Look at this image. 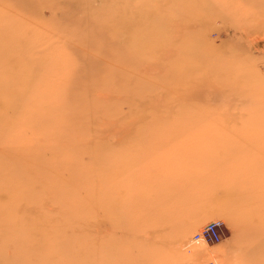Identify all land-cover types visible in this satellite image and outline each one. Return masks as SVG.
Returning <instances> with one entry per match:
<instances>
[{
    "label": "rangeland",
    "instance_id": "rangeland-1",
    "mask_svg": "<svg viewBox=\"0 0 264 264\" xmlns=\"http://www.w3.org/2000/svg\"><path fill=\"white\" fill-rule=\"evenodd\" d=\"M183 2L213 19L167 57L180 10L167 0H0V223L24 229L0 226V264H264V7ZM93 48L102 65L81 78L83 99L67 81ZM69 105L85 114L47 110ZM126 191L132 213L110 227L107 205ZM213 219L221 241L190 244ZM43 235L58 243L39 250Z\"/></svg>",
    "mask_w": 264,
    "mask_h": 264
},
{
    "label": "bare ground",
    "instance_id": "bare-ground-1",
    "mask_svg": "<svg viewBox=\"0 0 264 264\" xmlns=\"http://www.w3.org/2000/svg\"><path fill=\"white\" fill-rule=\"evenodd\" d=\"M230 1H232V0H230ZM233 2H234L233 10H241L242 6L245 7V4L250 5L252 7L253 6L254 7L255 6H258V7L263 6L264 7V0H233ZM223 3H225V2H223ZM167 4H168L169 9L175 8L176 5H177L176 8L180 9L179 10V18L174 19L173 17H171V18L168 17V20H170V21L167 22V24H165V27L167 28V36H166L167 43H165V45L163 46V51H164V54L168 57V56H174L178 52L183 51V49H184L183 46L185 45V41H187V40H185V38H188V42H190V40H192L194 38L193 35L190 34L191 33V29L193 28V26H191V25L193 23H199V22L202 23L203 21H207V19L209 21L210 20L209 18L213 17V13L211 15H207V14L204 13L209 8L206 4H204V6H202L200 8L199 7L189 8V6L185 7V4H184L183 0H170V1L167 0ZM203 8H205L206 10H203ZM17 9H18V11H20L19 6L17 7ZM219 12H221V11H219ZM1 18H2V16H0V19ZM110 19H113V17L110 18ZM93 20H95L94 17H90V18H85L83 21L84 22L86 21V24H91L93 22ZM11 21H14V19L13 18L12 19L9 18V19L6 20L7 28H9L8 31L10 32V30H11V32L16 35L15 39L17 41H19L20 43H22V45H24L23 44L24 40H20V37H19L20 33L23 32V25H20V27H16V24L12 23ZM96 24H98L100 26L102 25L101 22L96 23ZM24 27L27 28L25 25H24ZM208 29H209L208 25H206L205 27H203L201 29V32H202V34L205 35V37H206V33H207ZM6 36L7 35H5L3 33H0V38L2 39V41H4L3 39H5ZM194 36H195V34H194ZM202 37H204V36L202 35ZM22 38H25V36H22ZM97 48H103V47L101 45L100 47H97ZM95 50H96V48H93V49H90V50L86 51L84 54H80V56L78 57L79 61H80L79 62V67L77 68V70L73 71L74 73L70 72V75L72 76L71 77L72 79L67 81V83L71 84L69 86V89L72 90L73 86L77 87L79 89V94L81 95V97L83 99L86 98L89 95V93L91 92L92 88H89V86L85 85L84 81L81 80V78L88 79L89 76L94 74L93 70L100 71V67L102 65L100 63L99 57L95 55ZM19 52H23V51L19 50ZM190 58H191V56H190ZM183 67L185 68V63L184 62H180V61H178V62L177 61H173L172 63L168 64V70H176V69H180L181 70V68H183ZM86 69H89V71L83 73ZM66 77L69 78L68 75ZM98 83L100 84V82H98ZM101 87H103V85H101ZM101 87H99V88H101ZM25 89L26 90H32V89H29V88H25ZM84 106L85 105L55 106V107H47V110L49 112H51L50 109H52L54 111L59 112V115H60V108L61 107H66L68 109L70 107H72L74 109H72L70 111L68 110V112H66V114L67 113L70 114V113L73 112V113H75L77 115V117H81L83 114H85V107ZM60 117L63 118L64 121H66L65 123H67V121L70 120V119H65V117H63L61 115H60ZM9 142H10V139H8L6 141V144L9 145ZM17 152H19V151H17ZM6 162H7V159L2 156V158H0V203H1L2 200H4V198L9 197V192H10L9 185H8V180L5 177V171H6L5 165H6ZM116 176H118V175H116ZM119 177L120 176H118V178ZM105 196H107V195H105ZM105 196H103V197H105ZM108 196H109L108 199H110L111 198L110 195H108ZM133 197L137 201V197H138L137 196V192L136 193H134V191H128V192L126 191V192H122V193L116 192L115 193L116 200H113V202L115 201V203H117L118 206H115L116 205L115 203H114V205H112V204H110V205L108 204L107 205L108 206V208H107L108 209V214L102 219L103 222L108 224L110 227H114L115 224L120 223L122 221L123 217H125V218L128 217L129 213H132V210L129 209L125 204L123 205V201H124V203H126V202H128L129 198H133ZM108 199L106 198V200H108ZM95 203H97V202H95ZM110 203H112L111 200H110ZM119 204H120V207H119ZM95 207L93 206L94 209H95ZM85 208H86V206L83 207V209H82L83 211L82 212H84ZM5 209H6V207L5 206L2 207V205L0 204V218L2 217L1 215H2V213H3V211ZM118 212H120V215L122 216V218H120V215H119ZM59 213H60L59 215L64 216V215H62V211H59ZM0 226H2V228L5 229L8 232L14 233L12 227H17L18 228V221H15L13 224L7 223V222H4L3 224L0 223ZM2 228L0 227V233H2V231H3ZM18 229L21 232H23V230H24V229H21V228H18ZM114 231L115 230L113 229L112 233H107L106 237H108V238L113 237L114 236ZM32 236H35V232L33 233ZM47 237H48L47 235H43L41 243H39V244L37 243L36 246L39 245V250H41L43 246H45L47 248V246H49V245L58 243V241L56 239H52L51 240V238H47ZM17 241H14L15 242L14 243L15 246H17V247L22 246L20 244V242H17ZM198 244H206V245L210 246V244H207V243H204V242L203 243H198ZM194 245H197V244H194ZM30 249L34 251L35 250V246H32ZM194 249H196V248H194ZM194 249H192V250H194ZM209 250L212 253V250L211 249H209ZM115 255H116V251L112 250V251H109L108 253L101 254L100 258L103 259L104 261H106L107 259L114 258ZM14 259H17V258H14ZM43 259H45V258H43Z\"/></svg>",
    "mask_w": 264,
    "mask_h": 264
},
{
    "label": "built area",
    "instance_id": "built-area-1",
    "mask_svg": "<svg viewBox=\"0 0 264 264\" xmlns=\"http://www.w3.org/2000/svg\"><path fill=\"white\" fill-rule=\"evenodd\" d=\"M224 222L221 219H213L196 230L190 237V244L217 243L221 241V232ZM197 264H217L214 260H202Z\"/></svg>",
    "mask_w": 264,
    "mask_h": 264
}]
</instances>
